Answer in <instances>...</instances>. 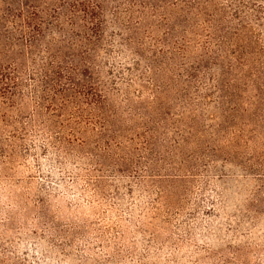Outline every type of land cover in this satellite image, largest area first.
Segmentation results:
<instances>
[{"label":"rangeland","instance_id":"rangeland-1","mask_svg":"<svg viewBox=\"0 0 264 264\" xmlns=\"http://www.w3.org/2000/svg\"><path fill=\"white\" fill-rule=\"evenodd\" d=\"M45 1L27 0L26 5L48 7ZM91 1L100 6L98 30L91 33L75 27L81 21L63 15L67 1L56 2L61 9L50 13L61 20L47 19L43 37L38 41L36 37L34 43L37 54L34 61L39 64L44 57L45 44L48 42L55 47L59 42L58 33L64 34L57 53L52 49L50 56L60 57V67L66 69L79 56L74 43L94 50L84 59L94 68L86 72V80L100 83L111 106L123 108L129 104L144 113L150 111L148 107L158 106L160 101L151 100L148 94L162 98L177 89L182 102L188 107L194 106L193 115L197 114L195 120L201 129L207 125L201 122L204 115L224 113L218 138L223 140L229 136L230 130L237 128L240 122L248 145L231 151L222 145L219 149L207 148V153L201 154L203 159L185 163L189 170L195 166L193 177L155 180L153 191L160 188L165 192L161 199L163 209L160 204H154L157 210H152L151 216H157V221L148 220L140 227L139 209L145 203H152L138 192L142 190L133 188L130 196L120 192L122 209L115 216L108 214L107 203L95 204L84 195L76 199V192L72 191L76 188L71 186L68 173L71 168H64L62 156L49 147L43 148L40 137L31 131L24 142L16 141L17 153L8 154L12 158L7 162L8 148L3 146L8 138L1 132L0 248L21 264H35L28 255L37 245L51 253L54 264L82 262L75 253L81 248L80 244L68 250L33 224H20L19 209L4 196L8 192L6 194L17 196V202L26 201L32 213L36 208L44 210L47 221L59 216L58 220L53 219V224L62 232L66 229L65 234L69 233L67 229L72 221L76 222L79 233L91 232L92 235V230H101L106 248L91 241V251L83 260L86 264H138L129 252L133 249L137 256H144L143 243L156 257L143 264H206V260H211V264H264V0ZM4 40L14 47L13 56L21 54L17 47L20 48L22 42L15 39V34L6 32ZM209 85L221 89L219 101L216 102V93H212ZM27 91L21 88L22 95ZM140 93H144V97L138 101L135 96ZM256 95L258 102L252 99ZM224 97L227 100H223ZM247 99H250L249 105L246 103L245 108ZM16 107L13 105L7 111H14ZM19 120L27 121L28 115L22 113ZM253 153L257 156L255 161ZM61 181L66 183L63 185L65 189L68 187L69 194L65 193L59 202L46 198L51 188L65 190ZM119 185L126 186L125 183ZM37 200L41 203H36ZM56 206H61L66 216L57 214ZM130 210L137 219L132 229L134 223L127 224ZM158 218L162 224L166 222V233L157 230ZM154 232L161 246L151 242Z\"/></svg>","mask_w":264,"mask_h":264},{"label":"trees","instance_id":"trees-1","mask_svg":"<svg viewBox=\"0 0 264 264\" xmlns=\"http://www.w3.org/2000/svg\"><path fill=\"white\" fill-rule=\"evenodd\" d=\"M26 1L0 0V38H3L0 39V133L4 132L8 138L3 146L5 149L8 148L7 155H16L18 148L16 141L24 142L28 132L31 131L38 138L40 137L43 148L49 147L52 152L62 156L64 168H71L68 173L71 175V186L76 188L72 190L76 192L74 193L76 199L84 195L93 199L95 204L107 203V213L115 216V213L122 209L123 201L120 192L130 196L133 188L142 190L138 192L143 193L141 195L152 202L145 203V207L139 209L137 219L140 217L138 223L141 222L138 225L144 227L148 220L157 221V216H151L154 214L152 210H157V207H153L154 204H160V208L163 209L161 199L165 192L160 188L153 191L156 181L164 182L168 179L176 181L182 177L185 179L189 176L193 177L195 166L191 164L192 167L189 170L188 164L185 163L190 160L192 163V160L197 158L203 159L201 154L205 155L207 148L208 150L219 149L222 145L231 151L247 147L249 141L242 136L244 131H241L240 122L237 128L230 130L229 136L223 140L218 138V134L222 132L219 128L223 121L222 116L225 118L224 113L221 115L213 112L204 115L201 122L207 125L201 129L195 120L197 114L193 115L195 114L194 106L188 107L184 104L180 91L177 89L172 95L165 94L162 98L157 94H148L151 100L159 101L160 99L161 102L159 101L158 106L150 109L148 107L150 111L144 113L129 104L123 108L111 106L108 104V95L100 83L96 80H86V72H92L94 68L84 59L88 58L94 50L85 44L74 43L73 48L78 51L79 56L75 62L71 61L66 69L60 67L62 61L60 57L50 56L52 49L57 53L64 34L57 32L59 42L55 47L52 48L51 43L48 44V42L45 44L42 49L44 57L38 64L39 61H34L37 55L34 50L36 37L37 41L43 37L42 30L46 28L47 19L61 20L60 17L55 18L51 15L61 9V5L56 2L67 1V12L65 11L63 15L68 19L77 18L81 24L75 27L91 33L98 30L101 23L98 19L100 6L91 0L90 3L88 0H46L43 3L49 5L48 7L33 3L26 5ZM4 32H12L13 35L15 34V39L22 42L21 47H17V51L21 53L19 56H13L14 47H10L4 40ZM51 33L47 36L50 37ZM50 39L53 42V38ZM2 49H5L4 53ZM23 87L25 91L29 90L25 95L21 92ZM208 87L213 89L212 93H216L214 97L216 102L219 101L221 89L214 85ZM143 97L144 93H140L135 96V99L139 101ZM203 97L206 98V96ZM252 99L254 102L259 101L257 95ZM223 100L227 98L224 97ZM249 100L244 102L245 108L246 103L249 105ZM13 105L17 106L16 110L7 111V108ZM244 110L242 109L243 112ZM22 113L28 115V120L25 122L19 120ZM209 122L213 124L208 125ZM22 147L23 144L21 149ZM9 155L5 158L7 162H10L12 158ZM253 155L255 161L257 156L254 153ZM169 169L171 172L163 171ZM181 172L185 174H178ZM64 183L63 181L60 183L63 189H65ZM119 183H125L126 186ZM66 188L65 190L51 188L46 198L59 202L65 193L69 194L68 187ZM6 193L4 196L14 201L19 209L20 224L24 225L27 222L33 224L68 250L80 244L81 248L76 249L75 252L78 259L82 260L79 264H86L83 260L85 254L91 251L89 248L91 241L103 244L102 248H106L101 230L91 229L92 235L91 232L79 233L76 222L72 221L69 222L70 228L67 229L69 233L65 234L66 229L62 232L53 224V219L58 220L59 216H54L52 220L47 221L44 210L36 208V211L32 213L26 207V201L19 203L15 194ZM184 196L188 195L184 194ZM154 197L155 200H153ZM40 201L37 200L36 203H41ZM109 202L111 204H108ZM63 208L67 209L66 206ZM55 209L59 211L57 214L66 216L61 206H56ZM131 210L128 211L127 224L134 223L133 226L131 225L132 229L137 219L133 218ZM134 211L136 212V209ZM70 215L73 216V214ZM158 220L157 230L166 233V222L162 224L161 219L158 218ZM64 226L68 228L66 224ZM156 234L151 233L153 237L151 242L161 246ZM141 248L145 252L144 256H137L133 249L129 252V256L136 263L143 264L147 259L156 258L149 251V246L143 243ZM30 251L31 254L28 256L35 264H54L55 262L51 253L46 252L40 245ZM18 261V259L10 258L6 251L0 248V264H21ZM209 261L211 260H206L205 263L211 264Z\"/></svg>","mask_w":264,"mask_h":264}]
</instances>
